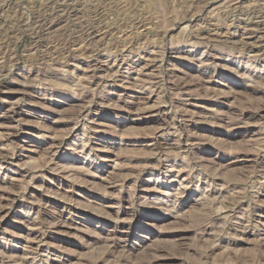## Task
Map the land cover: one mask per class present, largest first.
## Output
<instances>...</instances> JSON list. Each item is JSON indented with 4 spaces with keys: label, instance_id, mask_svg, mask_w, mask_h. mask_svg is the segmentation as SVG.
I'll list each match as a JSON object with an SVG mask.
<instances>
[{
    "label": "rangeland",
    "instance_id": "rangeland-1",
    "mask_svg": "<svg viewBox=\"0 0 264 264\" xmlns=\"http://www.w3.org/2000/svg\"><path fill=\"white\" fill-rule=\"evenodd\" d=\"M0 264H264V0H0Z\"/></svg>",
    "mask_w": 264,
    "mask_h": 264
},
{
    "label": "bare ground",
    "instance_id": "bare-ground-1",
    "mask_svg": "<svg viewBox=\"0 0 264 264\" xmlns=\"http://www.w3.org/2000/svg\"><path fill=\"white\" fill-rule=\"evenodd\" d=\"M52 20V19H51Z\"/></svg>",
    "mask_w": 264,
    "mask_h": 264
}]
</instances>
